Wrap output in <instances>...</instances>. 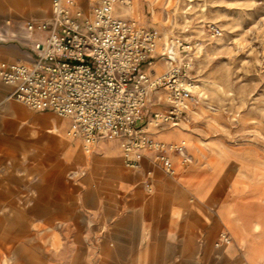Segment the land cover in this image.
Returning <instances> with one entry per match:
<instances>
[{"label": "rangeland", "instance_id": "rangeland-1", "mask_svg": "<svg viewBox=\"0 0 264 264\" xmlns=\"http://www.w3.org/2000/svg\"><path fill=\"white\" fill-rule=\"evenodd\" d=\"M127 1L128 5L119 6L122 17L164 37L199 45L192 66L197 103L175 133V140L187 144L186 168L192 166L193 172L206 166L208 175L218 169L216 211L233 203L244 220L250 211L264 213V197L257 196L264 195V0ZM50 12L51 0H0V46L15 45L25 51L27 25L48 20ZM210 26L217 28L218 36H212ZM164 68L159 64L156 71ZM43 116L40 126H34L31 119L41 114L13 99L0 100V133L5 136H0V264H102L101 240L108 227L101 229L102 211L107 205L115 210V203L106 202L112 196V177L100 166L92 167L91 159L112 142L98 145L86 157L80 143L66 136L62 120ZM52 121L60 124L59 132L33 133L50 129ZM55 137L62 142L55 152L59 169L44 178L49 164L33 157L37 152L50 154ZM111 145L105 153L118 154L117 141ZM109 162L102 165L110 168ZM121 169V179L134 177ZM36 187L45 188L41 200ZM126 203L122 199L118 205L120 220ZM172 223L177 225L171 219ZM210 226L203 223L198 243L205 242ZM221 233L230 235L226 228L215 232L212 247ZM124 254L125 259L136 260L138 246Z\"/></svg>", "mask_w": 264, "mask_h": 264}, {"label": "built area", "instance_id": "built-area-1", "mask_svg": "<svg viewBox=\"0 0 264 264\" xmlns=\"http://www.w3.org/2000/svg\"><path fill=\"white\" fill-rule=\"evenodd\" d=\"M125 1L51 0L48 20L27 25L30 58L0 61V83L28 110L68 122L66 136L85 156L114 139L125 168L148 164L170 177L188 164L187 144L153 135L184 122L197 103L192 66L199 45L122 17ZM208 31L219 34L214 26ZM228 240L221 233L214 247Z\"/></svg>", "mask_w": 264, "mask_h": 264}, {"label": "crops", "instance_id": "crops-1", "mask_svg": "<svg viewBox=\"0 0 264 264\" xmlns=\"http://www.w3.org/2000/svg\"><path fill=\"white\" fill-rule=\"evenodd\" d=\"M39 37H41L40 34ZM22 42L25 51L15 45L0 46V61L14 63L28 60L31 56L28 43L24 39ZM10 92L9 87L1 85L0 100L5 97L9 100ZM38 114H41L42 117L31 119L34 126H40V122L45 117L43 115L51 113ZM62 121L66 124L65 131H67L68 122ZM55 125L59 132L61 126L54 121L48 130H51ZM48 130L39 129L38 132L33 133L42 136ZM177 130H179V126L160 131L155 134V137L162 142L179 143L182 140H175ZM3 135L0 133L1 138H5ZM108 140L114 143V139ZM107 141L100 142L98 145ZM61 145L62 142L57 141L55 137L52 140L50 154L44 156L37 152L34 155L35 162L42 161L49 164L50 172L46 176L44 174V178L59 169L55 152ZM110 145L102 147L100 150L103 152L96 154L91 159L92 167L100 166L105 170L107 176L112 177V196L110 200L106 199V202L115 203V210L113 207L112 210H108L107 205L106 211H102L101 229H104L105 224L108 226L107 229L105 227L101 240L102 264H239L241 259V264L243 262L264 264V213L258 215L250 211L244 220L233 203L224 204L216 211L214 195L220 184L217 168H214L212 175H208L206 166H203L201 170L195 167L193 172H190L193 169L192 166L188 169L186 166L178 164L175 178L163 179L162 173L148 164H143L139 171L126 169L119 153V146L118 154L105 153L104 150L110 151L112 146ZM106 161H110L108 163L111 165L110 168L102 165ZM119 161L124 170L133 174L134 177L131 180L121 179L122 169ZM148 172H150L149 176H147ZM199 176H201L200 179ZM147 183L150 184V187H147ZM36 189L38 199L41 200L45 188L36 187ZM145 191L148 195L144 193ZM2 195L0 190V198ZM257 196L259 199L264 197L261 194H257ZM190 197L193 198L192 201L189 199ZM122 199H127V203L124 218L120 220L118 205ZM29 213L31 212L29 211ZM113 219L116 221L113 225L111 223L109 225L108 220ZM171 219L175 220L177 225L172 223L171 227L169 225ZM203 221L211 224V228L206 230L205 242L200 244L197 238L201 232ZM178 223L179 228L177 229ZM222 228H226L229 232L231 244L221 245L219 248L212 247L211 240L215 232ZM176 235L180 237L178 238ZM134 245H137L139 249L137 259L132 261L125 259L124 252L132 250ZM238 250H241V256ZM109 251H122V254H110Z\"/></svg>", "mask_w": 264, "mask_h": 264}, {"label": "bare ground", "instance_id": "bare-ground-1", "mask_svg": "<svg viewBox=\"0 0 264 264\" xmlns=\"http://www.w3.org/2000/svg\"><path fill=\"white\" fill-rule=\"evenodd\" d=\"M128 5L129 4V1H125V5ZM168 56H169V58L170 59H174L175 58V53L174 52H172V51H169L168 52ZM177 127V126H176ZM174 128V127H173ZM58 131V129H57V126L55 125L51 130H48L47 131V133L48 134H52V133H55V132H57ZM160 131H158V132H156V133H159ZM153 138L155 139V140H157L156 139V137H155V134L153 135ZM159 141V140H158ZM174 144H178V143H174ZM176 161V160H175ZM124 166V165H123ZM128 170H134V169H128ZM134 171H137V170H134ZM176 173H177V170H176V168H175V170H174V173H173V175L172 176H170L169 178H171V179H173V178H175V176H176ZM149 191H150V189H149ZM231 242H232V240H231V237L229 236V240L227 241V243H225V244H222V245H229V244H231Z\"/></svg>", "mask_w": 264, "mask_h": 264}]
</instances>
